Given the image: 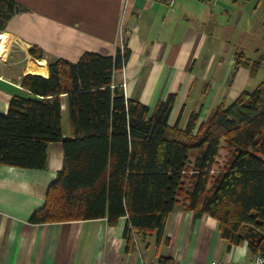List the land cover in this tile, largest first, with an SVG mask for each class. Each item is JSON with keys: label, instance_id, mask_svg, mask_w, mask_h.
Masks as SVG:
<instances>
[{"label": "crops", "instance_id": "crops-1", "mask_svg": "<svg viewBox=\"0 0 264 264\" xmlns=\"http://www.w3.org/2000/svg\"><path fill=\"white\" fill-rule=\"evenodd\" d=\"M15 1L21 9L0 32V51L3 35L10 37L0 56V113H6L13 94H24V73L48 75L49 59L76 60L84 51L113 55L123 45L129 56L121 68L113 69L111 87L124 82V96L145 104L149 116L174 93L168 122L177 121L183 129L192 112L199 113V124L214 107L228 104L249 87L252 73L244 66L235 68V52L242 50L249 60L264 56L258 48L249 56L244 46L264 42V0ZM10 43L18 44L20 57ZM34 45L43 56L29 53ZM37 59L45 60L42 71L32 69ZM61 97V127L68 137V107L65 95ZM62 161V143L52 141L42 168L0 164V264H209L212 259H251L246 240L228 247L215 218L195 216L181 201L166 218L162 241L156 242L155 232H136L131 252L123 236L126 216L115 224H109L107 216L29 221L43 205Z\"/></svg>", "mask_w": 264, "mask_h": 264}, {"label": "trees", "instance_id": "trees-1", "mask_svg": "<svg viewBox=\"0 0 264 264\" xmlns=\"http://www.w3.org/2000/svg\"><path fill=\"white\" fill-rule=\"evenodd\" d=\"M20 9L15 0H0V32ZM29 53L44 55L35 45ZM128 56L126 47L113 55L84 51L76 60L49 59L47 76L22 75L24 94H13L0 113V164L42 168L47 143L63 146L62 167L29 221L107 216L115 224L126 216L123 236L131 252L136 232H155L162 241L166 218L181 201L195 216L215 218L228 247L246 240L252 255L264 253V79L199 124L192 112L181 129L168 122L174 93L149 116L145 104L111 87L113 69ZM234 63L255 74L264 56L249 60L239 50ZM62 94L68 137L61 127ZM224 147L222 166L211 172Z\"/></svg>", "mask_w": 264, "mask_h": 264}, {"label": "rangeland", "instance_id": "rangeland-1", "mask_svg": "<svg viewBox=\"0 0 264 264\" xmlns=\"http://www.w3.org/2000/svg\"><path fill=\"white\" fill-rule=\"evenodd\" d=\"M9 39H10V37L7 34L3 35L2 41H1L0 56H4L5 55V53L7 51V48H8ZM13 44L10 43L9 47L10 48H15L16 49V51H15L16 52V56L20 57L21 56V54H20L21 51H17V48H19L18 44L17 43H13ZM244 46L246 47L245 48L247 50L246 53L249 56H253L254 55V51L253 50L255 48H258V49H260L261 51L264 52V42H260V41H257L256 43H251L250 42L249 44H244ZM44 64H45V60L44 59H37V60L33 61L32 69L37 70V71H42V67L44 66ZM251 76H252L253 80L250 83L249 87L246 88V90H248V91L252 90L255 87V85L258 83L257 81H261L262 79H264V66L259 68L257 73L252 74ZM226 154H227V149L225 147L220 149V155L217 158V164L214 165V172H215V170H217V167L220 168L222 166V164H223V162L225 160Z\"/></svg>", "mask_w": 264, "mask_h": 264}, {"label": "built area", "instance_id": "built-area-1", "mask_svg": "<svg viewBox=\"0 0 264 264\" xmlns=\"http://www.w3.org/2000/svg\"><path fill=\"white\" fill-rule=\"evenodd\" d=\"M123 49V45L120 46ZM121 87L125 89V83L121 84ZM209 264H264V253L256 252L252 255L248 261H230L228 259H212Z\"/></svg>", "mask_w": 264, "mask_h": 264}]
</instances>
